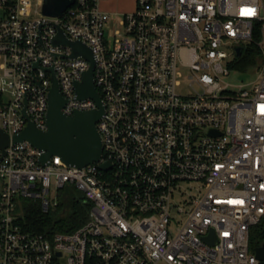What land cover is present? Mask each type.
Masks as SVG:
<instances>
[{
  "label": "built area",
  "instance_id": "obj_1",
  "mask_svg": "<svg viewBox=\"0 0 264 264\" xmlns=\"http://www.w3.org/2000/svg\"><path fill=\"white\" fill-rule=\"evenodd\" d=\"M100 1L52 16L44 0H0V264H261L249 239L264 217V0H135L118 38ZM59 28L93 53L104 106L102 154L84 167L43 164V149L13 141L28 120L47 130L52 74L62 114L97 107L76 95L90 62L53 42ZM250 41L258 54L242 71L257 78L230 90L220 74ZM179 65L194 93L176 91ZM66 184L91 204L87 220L69 233L22 230V199L47 210Z\"/></svg>",
  "mask_w": 264,
  "mask_h": 264
},
{
  "label": "water",
  "instance_id": "obj_2",
  "mask_svg": "<svg viewBox=\"0 0 264 264\" xmlns=\"http://www.w3.org/2000/svg\"><path fill=\"white\" fill-rule=\"evenodd\" d=\"M73 0H44L42 10L45 14L56 16L61 14ZM55 44H68L72 47L71 57L82 55L90 62L89 68L83 72L82 80L75 82V92L79 99L90 97L97 107L91 110H75L73 115L62 114L61 107L65 100L59 92L58 82L52 74V86L48 93V109L46 113L47 130L43 131L28 120L24 129L14 135L13 141L27 140L33 146L45 152L40 157L41 163H48L53 155L60 157L67 165L84 167L99 160L102 154V139L96 122L104 113V106L93 84L94 56L89 47L80 41H70L59 28L53 38ZM241 52V46L236 47V54ZM23 113L26 116L25 109ZM8 136L0 132V149L8 144ZM102 169L109 167L108 162L100 164ZM213 242L211 237H205ZM257 259L264 261V243L254 249Z\"/></svg>",
  "mask_w": 264,
  "mask_h": 264
},
{
  "label": "trees",
  "instance_id": "obj_3",
  "mask_svg": "<svg viewBox=\"0 0 264 264\" xmlns=\"http://www.w3.org/2000/svg\"><path fill=\"white\" fill-rule=\"evenodd\" d=\"M257 54L258 48L254 41L248 42L236 61V67L245 70L255 62ZM90 208L91 204L85 202L82 195L74 192L67 196L63 188L59 191L58 205L47 210L42 209L39 201L22 199V204L16 210L17 222L22 230L29 233H69L87 220ZM249 242L251 250L264 243V217L251 228Z\"/></svg>",
  "mask_w": 264,
  "mask_h": 264
},
{
  "label": "rangeland",
  "instance_id": "obj_4",
  "mask_svg": "<svg viewBox=\"0 0 264 264\" xmlns=\"http://www.w3.org/2000/svg\"><path fill=\"white\" fill-rule=\"evenodd\" d=\"M107 1V0H105ZM131 3V2H130ZM131 5V4H130ZM135 7V4H134ZM129 10H132L131 8L128 10H123L118 6H115L116 13L111 14L110 18L108 20V26L110 27V30L112 33H116L117 38L120 36V32L122 34L123 27L121 24L122 20V13H125ZM108 28L106 29V31ZM108 33V32H107ZM112 38V36H110ZM178 71L180 72V76L178 77V85L176 86V91L181 94H190L194 93L196 88V85L193 83L192 86L190 85V78L188 76L191 74V71L189 67L186 66H178ZM258 75V71H242L238 68H231L229 70V73L227 75L220 74V83L222 85L227 84L228 89L230 90H236L240 85H245L246 87H251L253 82H255ZM198 90V88H196ZM9 97L8 94H3V99L7 100ZM65 194L68 196L71 193H76L82 195L81 191L78 190L73 184H66L65 187ZM158 264H165L163 262H160Z\"/></svg>",
  "mask_w": 264,
  "mask_h": 264
},
{
  "label": "crops",
  "instance_id": "obj_5",
  "mask_svg": "<svg viewBox=\"0 0 264 264\" xmlns=\"http://www.w3.org/2000/svg\"><path fill=\"white\" fill-rule=\"evenodd\" d=\"M134 4H135V0H107V1L101 0L100 1V8L102 10L110 13V15H111V14L116 13L115 11H113V9H115V6H118L123 10H128L130 8L133 10ZM132 10H129L127 12H130Z\"/></svg>",
  "mask_w": 264,
  "mask_h": 264
}]
</instances>
